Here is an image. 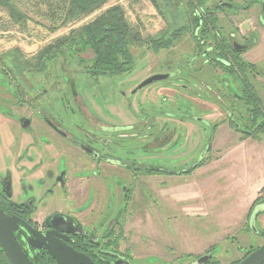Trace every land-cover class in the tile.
Instances as JSON below:
<instances>
[{
  "label": "flooded vegetation",
  "instance_id": "obj_1",
  "mask_svg": "<svg viewBox=\"0 0 264 264\" xmlns=\"http://www.w3.org/2000/svg\"><path fill=\"white\" fill-rule=\"evenodd\" d=\"M180 2H170L175 13L180 11L176 7ZM207 2L185 1L187 11L174 13L168 21L170 25H163L156 33V39L168 38L169 41L166 48L156 51V55L174 47L185 35L191 39L195 55L176 63L184 64L182 68L186 65L188 71L177 67L156 72V75H169L160 81H171L164 85L157 81V88L144 99L148 98L153 105H156V95L166 101L169 97L185 100V110L195 112L186 115L187 119H174L171 113H162L160 106H156L159 112L155 109L151 118L121 112L117 122L103 120L102 125H97L79 102V111L76 107L72 111L82 116L85 125L71 121L68 125L72 129H69L45 112L36 119L33 111L38 106L33 105V91L26 89L25 84L20 90L16 89L20 79L29 85L33 81L26 74H17L19 68L12 64L15 75L4 86L9 87L5 89L8 96L0 93L3 100L0 104V211L15 222L14 238L30 264H157L156 249L152 256L145 255L141 260L126 241L128 217L136 210V205L140 204L139 196L142 198L147 189L145 180L163 174L166 177L188 175L202 166L223 122L239 136L238 142L256 140L251 133L258 126H264V101L261 100L264 96L256 87L259 75L256 64L264 61V57L254 61L252 56L261 46L259 41H264V0H218L211 8H206ZM181 14L184 17L178 21ZM199 58H204L203 63L209 68L206 77L201 76L202 64L197 68L200 75L192 72L191 64ZM231 66L233 73L228 70ZM171 107L181 108L173 104ZM213 112L223 117L208 119L206 116ZM70 114L76 119L73 112L65 110L66 117L70 118ZM178 124L185 125L186 131L183 132ZM189 126L198 130L201 126L208 134L199 161L187 165L189 151L185 149V158H176V163L182 165L178 170L145 164V151L182 150L188 145L184 143L189 136L193 142L191 149L202 140L205 142L201 133L200 137L187 134ZM156 138L158 141L164 138L163 148L156 145ZM181 138L178 148H172ZM123 140H128L132 148L129 149ZM14 176L19 177L17 182ZM48 195L56 199L62 197V204L56 206L50 201L49 206ZM254 208L259 213L254 218L256 222L264 215V199H256L251 204L250 214ZM257 235L264 237V231ZM232 241L233 238L228 242ZM259 246L236 248L235 252H242L243 256L229 264H237ZM213 251L210 250L211 257L203 264H220ZM148 258L154 261H146ZM192 260L184 264H193L199 259ZM0 264H12L1 244Z\"/></svg>",
  "mask_w": 264,
  "mask_h": 264
},
{
  "label": "rangeland",
  "instance_id": "obj_2",
  "mask_svg": "<svg viewBox=\"0 0 264 264\" xmlns=\"http://www.w3.org/2000/svg\"><path fill=\"white\" fill-rule=\"evenodd\" d=\"M7 1L23 17V21H13L9 10L0 6V85H2L0 93L2 96H8L5 89L9 87L4 86L6 83L9 84L10 77L13 78L15 75L11 67L14 64L19 68H16L17 74L20 76L26 74L33 81H30L32 85H29L25 80L20 79L16 87L20 90L21 85L25 84L26 89L33 91V105L38 106L36 109L38 111H33V118L37 119L41 112H45L72 129L68 122L72 121L80 126L85 125L82 116L79 117L77 112L72 111L75 107L79 111L80 106L86 110L90 119L97 122V125H102L103 120L117 122L120 118L118 113L121 112L129 113L131 116L134 114L139 118H151L155 114L153 112L155 109L159 112L156 106H160L162 113H171L174 119H187L186 115L195 114L194 111L185 110L187 105L182 99L169 97L166 101L156 95V105L149 103L148 98L144 101L145 97L157 88L158 83L168 84L171 79L148 85L136 94L130 93L139 83L156 72H164L177 67L188 71L186 65L182 68L184 64H176L195 55L193 43L188 36L185 35L174 47L161 51L157 55L144 47H133L131 49L134 57L133 67L126 75L100 76L94 79L86 68L92 59L90 51L68 53L49 63L45 72L29 73L26 70L28 69L26 62L34 63V57L40 49L66 36L71 30L78 29L93 15L79 23L51 31L54 26L50 25V19L52 14L60 13L58 8L54 7V10H50L43 0ZM185 1L187 0H181L180 4L176 5L180 10L177 13L170 5L171 0H110L104 8L113 5L121 6L131 30L137 32L141 40H149L156 36L163 25H170L168 21L171 16L174 17V13L180 14L186 10ZM217 1L208 0L206 8H211L212 3ZM181 15H178L180 16L177 18L178 21L183 19L184 16ZM163 21L166 23L164 24ZM259 42L261 46L255 50L256 55L252 56L254 61H260L264 57V41ZM203 62L204 58H199L191 64V67L194 69L192 71L194 74L200 75L197 68L202 64L201 70H204L201 71V76L206 77L205 73H208L209 68ZM256 70L259 74L255 81L256 87L264 96V61L256 64ZM216 71L220 72L218 68ZM171 100L174 102L170 103ZM261 100L264 101L262 96ZM2 101L0 97V104ZM171 104L179 105L181 108H173ZM65 110L69 113L73 112L77 120L72 118L71 114L70 118L66 117ZM206 117L216 119L223 115L213 112V115ZM181 128L183 132L187 129L185 125ZM187 134H200L205 142L202 140L200 145L191 149L190 144L193 142L192 136H189L188 141L184 143L188 145L182 150L174 152L175 149H172L173 152H170L168 148L166 151L155 149L153 153L145 151V164L178 170L182 165L176 163V158L184 159L185 149L189 151L186 159L187 165L199 161L205 150L207 131H203L201 126L199 130L189 126ZM238 137L223 122L214 135L211 151L202 166L188 175L175 174L166 177L163 174V176L156 175V177L145 180L147 189L142 194V198L139 196L140 204L136 205V210L129 215L127 224L126 241L130 247H133V253L135 252L136 256L142 260L146 257L145 255L152 256L156 249L157 264L163 262L184 264L185 261L188 262L195 258L211 256L208 253L214 249L215 260L220 264H229L243 256L242 252L238 254L235 252L236 248L264 243V237L257 235L258 232L264 231V215L259 216L254 226L249 229L250 206L256 199L257 201L264 199V140L255 142L246 148L247 144L252 143L248 141L240 149ZM182 140V138L178 140L172 148H178ZM123 143L128 144L129 149L132 148L128 140H123ZM162 143H165L164 138L161 141L156 138V145L160 144L163 148L165 144ZM192 152L194 155H191ZM243 154L248 157L250 166L246 165L248 164L247 158L243 160ZM155 155L156 159L152 160ZM246 169L249 173L245 172ZM246 173L251 177H248ZM14 178L17 182L19 177L14 176ZM248 182L249 184H246ZM254 184L256 192H253ZM248 188L251 189L250 192L245 191ZM46 201L49 206L50 201L58 206L59 203L62 204L63 198L56 199L55 196L48 195ZM258 203L260 202H256ZM49 206L48 210H50ZM231 238L233 241L229 243ZM146 261H154V259L148 258Z\"/></svg>",
  "mask_w": 264,
  "mask_h": 264
},
{
  "label": "trees",
  "instance_id": "obj_3",
  "mask_svg": "<svg viewBox=\"0 0 264 264\" xmlns=\"http://www.w3.org/2000/svg\"><path fill=\"white\" fill-rule=\"evenodd\" d=\"M110 0H43L50 10L54 7L60 13L52 14L50 25L57 28L68 27L70 24L79 23L93 15L82 23L78 29L71 30L66 36L51 42L40 49L35 62H26L29 73H43L52 61L67 55L68 53H85L90 51L92 59L86 66L92 76H120L129 74L133 67V47H144L154 52L168 46V38L161 40L151 37L149 40H141L140 35L132 31L125 20L124 9L113 5L107 8ZM0 6L9 10L13 21H23V17L15 10L7 0H0ZM216 50L219 47H215ZM4 58V57H2ZM233 73L234 67L229 69ZM257 111H260L257 108ZM264 132V126L260 125L251 133V137L258 140ZM264 264V263H263Z\"/></svg>",
  "mask_w": 264,
  "mask_h": 264
},
{
  "label": "water",
  "instance_id": "obj_4",
  "mask_svg": "<svg viewBox=\"0 0 264 264\" xmlns=\"http://www.w3.org/2000/svg\"><path fill=\"white\" fill-rule=\"evenodd\" d=\"M169 75H151L144 79L141 83H139L133 90L132 93L150 85L156 83L157 81L163 80L167 78ZM257 214L256 208L253 209L249 227L252 228L254 226V218ZM15 229V222L11 220V218L7 217L5 213L0 211V244L9 258L12 264H30V262L26 259V257L21 252V249L16 242L13 232ZM50 250V249H49ZM51 252V250H50ZM53 254V253H52ZM54 255V254H53ZM54 257H56L54 255ZM211 256H204L199 260L195 261V264H202L207 262ZM57 259V257H56ZM58 260V259H57ZM264 263V243L260 245L255 250L247 253V255L240 260L237 264H263ZM59 264H61L59 262Z\"/></svg>",
  "mask_w": 264,
  "mask_h": 264
},
{
  "label": "crops",
  "instance_id": "obj_5",
  "mask_svg": "<svg viewBox=\"0 0 264 264\" xmlns=\"http://www.w3.org/2000/svg\"><path fill=\"white\" fill-rule=\"evenodd\" d=\"M262 140H264V132L262 133V135H261V137H260V139H258V140H254V142L251 140V139H245V140H243V141H241V142H238L239 144H238V146H240V149H242V147L241 146H243L244 147V144L246 143V142H248V141H250V142H252V143H250V144H247V146H246V148H248L249 146H252V144L253 143H255V142H261ZM243 156H244V159L243 160H245L246 158H247V162H248V157H246V155L245 154H243ZM246 165H248V166H250L251 165V163L250 162H248V164L246 163ZM251 171V170H250ZM245 172H248L249 173V170L248 169H246L245 170ZM248 173H246L247 174V176L248 177H251ZM251 173V172H250ZM246 184H249V182L248 183H246ZM245 191H247V192H250L251 191V189L250 188H248V189H246ZM253 192H256V190H255V184H254V190H253Z\"/></svg>",
  "mask_w": 264,
  "mask_h": 264
}]
</instances>
